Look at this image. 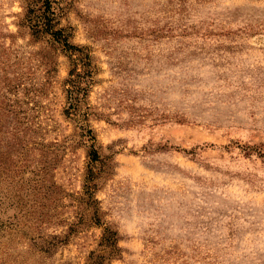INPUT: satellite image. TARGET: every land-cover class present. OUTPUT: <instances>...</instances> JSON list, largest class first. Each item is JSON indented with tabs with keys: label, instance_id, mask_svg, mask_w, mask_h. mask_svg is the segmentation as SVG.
I'll return each instance as SVG.
<instances>
[{
	"label": "rangeland",
	"instance_id": "rangeland-1",
	"mask_svg": "<svg viewBox=\"0 0 264 264\" xmlns=\"http://www.w3.org/2000/svg\"><path fill=\"white\" fill-rule=\"evenodd\" d=\"M51 1L0 0V264H264V0Z\"/></svg>",
	"mask_w": 264,
	"mask_h": 264
},
{
	"label": "trees",
	"instance_id": "trees-1",
	"mask_svg": "<svg viewBox=\"0 0 264 264\" xmlns=\"http://www.w3.org/2000/svg\"><path fill=\"white\" fill-rule=\"evenodd\" d=\"M40 9L41 11L38 14H27V20L32 24L33 32L39 34L42 32L51 31L50 33L53 34L52 1L43 0V4L39 8V10ZM55 39L56 41H59L61 43V47L63 48L64 52L67 53V56L69 57L71 62V68L69 70L70 77L66 80V83L69 85V88L67 90L69 92V96L71 97V103H69L66 113L77 114L79 110L78 105H80V100L72 95L79 94L81 91L87 90V88H82L81 84L84 83V75L90 73L89 69L91 62L89 59V54L87 53V51H85V47L70 44L67 41L66 36L63 34H60ZM78 68H80L81 71H79ZM91 154L93 161L98 160V154L95 150H92ZM89 179L92 180V176L91 178L89 176V178L86 179L87 183L85 184V191L91 192L93 189V185L90 184L91 182ZM116 240V233L109 228H105L101 237L100 244L103 245L104 248H110V250L113 252V250L117 248Z\"/></svg>",
	"mask_w": 264,
	"mask_h": 264
}]
</instances>
